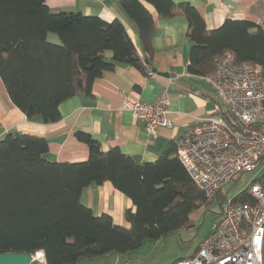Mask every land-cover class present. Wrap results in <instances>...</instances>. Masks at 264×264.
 I'll return each instance as SVG.
<instances>
[{
  "label": "trees",
  "instance_id": "trees-1",
  "mask_svg": "<svg viewBox=\"0 0 264 264\" xmlns=\"http://www.w3.org/2000/svg\"><path fill=\"white\" fill-rule=\"evenodd\" d=\"M144 3L161 18L176 9L183 12L191 41L190 73L211 72L215 58L227 49L264 67V31L253 21L227 18L206 29L201 14L187 2L120 0L145 52L152 53L154 20ZM48 33L59 40L50 41ZM116 63L145 71L120 19L52 12L45 0H0V77L27 118L58 120L62 100L90 92L93 81ZM75 136L88 147L84 161L47 159V140L35 134L9 132L0 138V253L43 251V264H78L82 258L125 253L145 238L188 226L195 210L214 202L171 156L172 149L154 161L136 162L118 147L102 150L87 132ZM104 181L132 200L134 211H125L129 227L113 223L107 214L94 215L82 203V190ZM247 190L235 199L246 200ZM221 200L219 195L215 201Z\"/></svg>",
  "mask_w": 264,
  "mask_h": 264
},
{
  "label": "crops",
  "instance_id": "crops-1",
  "mask_svg": "<svg viewBox=\"0 0 264 264\" xmlns=\"http://www.w3.org/2000/svg\"><path fill=\"white\" fill-rule=\"evenodd\" d=\"M173 1L194 6L203 17L206 29L220 26L227 18L257 23L264 14V0ZM45 3L52 12L79 11L108 21L120 19L145 64V71L116 63L93 81L90 92L78 91L62 100L60 117L53 122H43L39 117L27 118L10 99L0 77V138L9 132L41 136L47 140L46 158L60 162L87 159L88 147L77 139L76 131L91 134L102 150L118 147L136 162L154 161L169 149H172L171 156L176 155L177 139L188 126L212 113L218 102L211 86L188 70L191 41L183 12L176 9L171 17L161 18L151 5L144 3L154 20L152 53L149 54L143 50L136 26L125 15L120 0H45ZM53 37L55 34L48 33L47 38L55 42ZM147 68L152 74L146 73ZM124 95L141 102L165 98L171 126H159L155 134L148 133L143 122L134 118L130 110L120 108ZM262 173L264 169L256 176ZM80 199L94 215L107 214L113 223L130 226L125 211H134L135 206L110 181L88 185Z\"/></svg>",
  "mask_w": 264,
  "mask_h": 264
},
{
  "label": "built area",
  "instance_id": "built-area-1",
  "mask_svg": "<svg viewBox=\"0 0 264 264\" xmlns=\"http://www.w3.org/2000/svg\"><path fill=\"white\" fill-rule=\"evenodd\" d=\"M257 25L264 31V14ZM197 77L211 86L218 102L177 139L176 156L207 200L219 195L223 200L226 185L264 159V67L227 49L215 58L211 72ZM166 104L165 98L141 102L124 95L120 108L155 134L157 127L172 124ZM176 264H264V173L252 179L246 200L234 197L221 207L196 252Z\"/></svg>",
  "mask_w": 264,
  "mask_h": 264
},
{
  "label": "rangeland",
  "instance_id": "rangeland-1",
  "mask_svg": "<svg viewBox=\"0 0 264 264\" xmlns=\"http://www.w3.org/2000/svg\"><path fill=\"white\" fill-rule=\"evenodd\" d=\"M53 38L55 42L58 40L56 34ZM261 169H264V159L259 168L241 174L226 185L224 191L227 194L221 201L222 205L214 201L195 210L190 216L191 223L188 226L159 238H145L138 247L125 253L82 258L78 264H171L191 257L220 216L221 207L245 190Z\"/></svg>",
  "mask_w": 264,
  "mask_h": 264
},
{
  "label": "water",
  "instance_id": "water-1",
  "mask_svg": "<svg viewBox=\"0 0 264 264\" xmlns=\"http://www.w3.org/2000/svg\"><path fill=\"white\" fill-rule=\"evenodd\" d=\"M156 71V70H155ZM39 251L30 254L28 252H4L0 253V264H43L45 262L44 253L40 251L43 255V261L35 258V255Z\"/></svg>",
  "mask_w": 264,
  "mask_h": 264
},
{
  "label": "bare ground",
  "instance_id": "bare-ground-1",
  "mask_svg": "<svg viewBox=\"0 0 264 264\" xmlns=\"http://www.w3.org/2000/svg\"><path fill=\"white\" fill-rule=\"evenodd\" d=\"M35 258L38 259V260L43 261V255H42V253L39 251V252L35 255Z\"/></svg>",
  "mask_w": 264,
  "mask_h": 264
}]
</instances>
